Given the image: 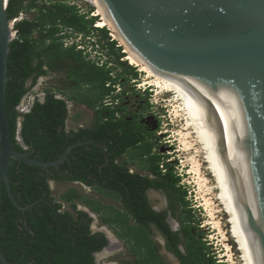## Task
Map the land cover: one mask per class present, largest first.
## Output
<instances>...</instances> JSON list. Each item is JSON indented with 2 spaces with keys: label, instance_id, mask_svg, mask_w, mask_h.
<instances>
[{
  "label": "trees",
  "instance_id": "1",
  "mask_svg": "<svg viewBox=\"0 0 264 264\" xmlns=\"http://www.w3.org/2000/svg\"><path fill=\"white\" fill-rule=\"evenodd\" d=\"M38 2L8 0L7 14L11 21L23 12L38 10L33 18H22L15 24L17 36L9 46L5 107L13 147L30 159L54 162L69 146L83 145L73 148L58 167L42 168L11 161L7 173L10 189L17 205L23 209L13 204L3 185L0 252L9 264H95L94 255L102 251L108 241L103 232L91 230L92 218L77 209L76 204L79 203L97 214L103 225L116 228L120 238L128 243L130 239L134 241L131 252L137 256L130 264H153L151 248L148 247L149 252L144 255L140 254L139 231L137 226L128 224L129 215L134 220L138 217L140 178L129 174L123 164L116 161L127 149L135 146L137 139H142L138 136V127L135 129V122L118 119V108L104 103L116 87L117 78H111L112 69L106 65L98 67L97 63L86 60L75 44L64 47L58 36L61 26L88 36L96 31L92 25L97 19L79 15L76 7L61 0L49 7L38 6ZM100 32L104 46L109 47L111 53L115 55L116 51L122 50L115 47L116 41H110L106 28ZM123 57L116 56L115 62L123 66L125 63L120 62ZM63 69L66 81L71 84V96L58 98L54 91L47 90L43 101L38 97L34 99L29 112L17 110L39 78ZM68 101L83 104L94 112L95 119L90 127L67 128ZM19 118L22 121L18 130ZM135 132L136 138L132 135ZM18 136L22 144L18 142ZM150 147L146 146L144 153H148ZM160 162L161 158L155 159L153 168L157 173ZM51 181L84 184L106 198L120 201L122 205L120 209L105 205L99 200L84 197L74 188L56 200L50 188ZM62 203L67 204L70 210L62 209ZM113 212L116 213L114 217Z\"/></svg>",
  "mask_w": 264,
  "mask_h": 264
},
{
  "label": "water",
  "instance_id": "2",
  "mask_svg": "<svg viewBox=\"0 0 264 264\" xmlns=\"http://www.w3.org/2000/svg\"><path fill=\"white\" fill-rule=\"evenodd\" d=\"M100 1L126 46L169 73L215 165L249 264H264V0ZM7 7L8 0H0V197L5 185L21 210L8 180L11 161L58 167L83 143L69 146L54 162L15 151L5 91L9 46L17 33ZM106 237L104 250L111 241ZM0 264H9L1 252Z\"/></svg>",
  "mask_w": 264,
  "mask_h": 264
},
{
  "label": "rangeland",
  "instance_id": "3",
  "mask_svg": "<svg viewBox=\"0 0 264 264\" xmlns=\"http://www.w3.org/2000/svg\"><path fill=\"white\" fill-rule=\"evenodd\" d=\"M59 1L60 0H39L38 6L45 5L49 7ZM61 1H63L68 6L76 7V10L79 15L86 16V18L89 19L92 18V14L98 6V4L94 2V0ZM37 14L38 10L23 12L19 15L18 19H31L34 17V15ZM113 24L110 23L109 25H107L109 28L107 30L109 31L110 41H116L117 45L115 47H119L121 49L123 39L119 38L118 31L116 30L115 25L113 26ZM92 34V36H94L93 40H95L97 43H95L91 47V49L88 48L87 51H84L86 60H90L91 62L97 63L98 67H104L106 65V68L112 69L111 78H117L114 92L107 99H105L104 103L106 102V104H109L110 102H113V104L111 105L112 107L124 108L126 113H121V115L119 114L122 118H133L136 115H141L142 120L140 121H142V123L145 124V127L149 129L151 133H153V136L157 138H159L160 135L164 136V138L158 139L160 140L159 145L158 140L155 141V144H157L155 147V151H158L161 154L163 153V155H161L164 158L162 163V169L166 168V165L164 163L166 158H169V160L172 161H170L171 164L169 162L166 170L170 172L171 176L176 177L179 180L180 189L178 192H181L183 195H185V206L188 205L191 207L189 209L191 212L189 215L190 218L188 219L191 220V222L193 223L191 225V231L195 236H197V239L202 242L201 244L197 241L196 243L199 246L195 243L193 245V251H199V254H202V251H205V254H208L207 257L210 259L212 264H232L229 258L230 255L232 256L234 264H241L239 260V250L237 248V244L234 238L231 235V228L228 224L227 216L223 211V203L220 199V195H218L219 191L217 189H213L214 193L213 195H211V198L214 202L215 218L217 217L216 220L219 218L217 221L221 225L220 228L223 230L224 236L216 227L213 218L209 214V211L204 207V203L200 196L198 186L196 185V176L195 174L191 173V163H189L190 156L197 157V159L200 161L202 160V158H200L194 150L185 151L183 145H181L182 143L179 140V133L185 128V125L183 118H176L174 116L173 106L175 105V95L173 93L166 92L156 94L155 87L150 88L149 91L144 92V89L149 86H144V80L147 79L146 73L145 75L142 72L140 73V67L138 66L136 67L139 68V71L134 66L129 65L130 63L127 62L128 60L125 61V57L120 59V62L125 63H123V66L118 65L115 62L116 56H125L124 53H126L127 46L124 45V51L122 48L121 51H116V54L114 55L113 53H111L109 47L104 46L105 43L102 40L103 36L100 30H96ZM81 35L83 34H78L74 31H71L70 29L60 27V34L58 36L59 38H61L65 47H70L80 41ZM35 36L38 35L36 34ZM98 41H100V43ZM137 60L141 61V58L138 57V55ZM65 75V70L63 69L59 71H52L47 76L39 78L35 87L31 90V92L26 96V99L22 102V106H29L31 102H33V98L38 97L39 99H41L44 96L45 91L47 90L54 91L59 97L66 98L71 96L72 92L69 91L71 88V84L70 82L66 81ZM133 78H135L134 80L136 81H134ZM150 90H152V92ZM68 112L69 118L66 122L67 128L90 127L91 123L95 119L94 112L86 108L85 106L79 104L78 102L68 101ZM75 117H77L76 120H74ZM157 146L160 148H157ZM166 146L167 148H165ZM168 146H170L171 149H168ZM168 150H171L170 155H166ZM131 164L133 167L137 168L136 162H133ZM140 168L145 169L144 164ZM202 171L205 173L204 170ZM205 175L207 176L209 182L213 184V178L211 177V175L207 172ZM177 179L174 180V183L177 182ZM181 186H183V188ZM71 187L75 186H72V184L69 182L65 184L60 182H54L50 184L52 195L54 198H56V200L59 199V196L62 193L66 192ZM77 190H80L79 193L83 194L86 198L99 200L105 205L113 206L114 208L120 209L119 201H116L111 198L105 199V196H103L99 191L94 190L93 188L82 189V187L77 186ZM65 210L70 209L68 208V206H66ZM89 212L91 213L90 210ZM115 215L116 213L113 212L112 217H114ZM95 217L97 216L95 215ZM101 226H103V228L105 227L104 225L100 224L98 218H96V221H94L92 225V229L100 230ZM109 229H112L111 231L114 232L113 228ZM125 233H127V230L125 231ZM126 236L128 235L126 234ZM130 240L131 241H129V243H127L125 240L123 242V239L119 240L121 241L120 247H122L120 250L115 252V254H113V259H116L119 263L130 262L133 258L135 259L134 253L130 250V248H134V241H132V239ZM227 245L229 246L230 250L226 248ZM114 250L110 253L114 252ZM103 257L104 256L99 257L98 262L101 260L100 264H104L105 259ZM143 259L147 258L143 257Z\"/></svg>",
  "mask_w": 264,
  "mask_h": 264
},
{
  "label": "flooded vegetation",
  "instance_id": "4",
  "mask_svg": "<svg viewBox=\"0 0 264 264\" xmlns=\"http://www.w3.org/2000/svg\"><path fill=\"white\" fill-rule=\"evenodd\" d=\"M109 104L111 106L113 102ZM118 111V119L130 123L135 122V129L138 127V136L142 137L141 140L137 139L134 147L127 149L116 159L119 164H123L129 174L138 175L140 178L138 181V194L140 195L137 202L138 217L137 220H134L129 215L131 219L128 222L131 226H137L139 231L140 254L144 255L147 251L149 252L148 247H150L154 255L153 264H210L206 257H202L203 253L199 254V251H193V245L199 240L191 231L193 223L188 220L189 206H185L186 197H183L181 192H177V184L173 183L175 178L166 170L165 173H157L153 168L155 159H163L161 156L163 153L155 151L157 145L155 141L164 138V136H159V138L153 136V133L140 121L142 120L141 115L122 118L121 113L125 114L126 111L120 107ZM136 132L132 133L134 138L137 137ZM148 145L151 146V149L148 153H144V149ZM157 148L160 147L157 146ZM168 149L171 147L168 146ZM133 162L137 163V168L132 166ZM143 164L145 169L140 168ZM120 204L122 205V203ZM110 249L111 247L108 248V251Z\"/></svg>",
  "mask_w": 264,
  "mask_h": 264
},
{
  "label": "bare ground",
  "instance_id": "5",
  "mask_svg": "<svg viewBox=\"0 0 264 264\" xmlns=\"http://www.w3.org/2000/svg\"><path fill=\"white\" fill-rule=\"evenodd\" d=\"M96 4H98L96 10L93 12V17H98L99 19L94 23L96 28H108L107 25L110 23L113 24V21L109 15V13L106 11L103 3L100 0H94ZM17 22V20H16ZM15 22V23H16ZM14 23V24H15ZM114 26V24H113ZM117 30V29H116ZM111 33V32H110ZM111 35V34H110ZM119 38H122L118 33ZM123 39V38H122ZM123 46L126 45V43L123 40ZM124 51V48H123ZM130 53V54H129ZM124 57L126 58L125 61L129 62L131 66H138L140 67V73L142 72L144 75L146 73V80H144V86L149 85L152 87L148 88H156V94L161 93H173L175 95V105L174 108V116L176 118H183L184 119V129L179 133L181 145H183L184 150H194L197 155H199L202 160H198L197 157L190 156L189 157V163H191V173L195 174L196 176V185L198 186L200 196L203 200L204 207L209 211L210 216L213 218L216 227L219 229L220 233L223 235V230L220 228V223L215 218V207L213 199L211 198V195H213L214 191L213 189H217L219 191L220 199L223 203V211L225 212V215L228 219V224L231 228V235L234 238L237 248L239 250V260L241 264H249L248 256L245 251L244 245L242 243L241 237L239 235L234 216L232 213V209L230 206V202L228 200V197L226 195V192L223 188V185L221 183V180L219 178V175L217 173V170L215 168V165L211 159V156L208 152V149L205 145V142L202 138V135L193 121L192 117L187 111V108L172 80L169 73H164L159 70H157L153 65H150L149 63L145 62L142 58L141 61L137 60V55L133 53L128 47L126 49V53H124ZM139 57V56H138ZM137 67L138 71L139 68ZM151 79V80H150ZM169 95V94H166ZM172 97V96H171ZM194 153V154H195ZM204 166V167H203ZM204 170L205 173L202 171ZM206 172L211 175L213 178V184H211L205 175ZM211 218V219H212ZM227 226V225H226ZM229 228V227H228ZM224 236V235H223ZM226 239V238H225ZM229 249V246L226 247ZM108 250V249H107ZM106 250V251H107ZM230 250V249H229ZM104 251L103 254L106 252ZM231 263L234 264L232 256H229Z\"/></svg>",
  "mask_w": 264,
  "mask_h": 264
},
{
  "label": "clouds",
  "instance_id": "6",
  "mask_svg": "<svg viewBox=\"0 0 264 264\" xmlns=\"http://www.w3.org/2000/svg\"><path fill=\"white\" fill-rule=\"evenodd\" d=\"M19 17V16H18ZM92 18H97L98 19V17H93L92 16ZM16 19H18V18H16ZM14 20V19H13ZM13 20H12V22H13ZM21 20H22V18H21ZM18 21H20V19H18L17 20V22ZM16 22V23H17ZM15 23V24H16ZM95 29V28H94ZM103 29H105V28H96L95 30H103ZM107 29V28H106ZM93 34L91 33L90 35H88V36H84V35H81V37H80V41L76 44L75 43V45H76V49L77 50H80V51H82L83 53H85L84 51H87L88 50V48H90L91 49V47L95 44V43H97L95 40H93V38H94V36H92ZM91 38H92V40H91ZM86 39V40H85ZM78 47H81V48H78ZM136 69H137V67H135ZM134 81H136V80H134ZM149 89L150 88H146V89H144V92L145 91H149ZM151 92H152V90H150ZM63 98V97H62ZM26 99V98H25ZM24 99V100H25ZM35 99V98H34ZM39 100H41V99H39ZM33 102H34V100H33ZM33 102H32V104H33ZM32 104L30 105V107H29V109L31 108V106H32ZM105 105L106 106H110V104H106V102H105ZM21 106H22V104H21ZM20 106V107H21ZM20 107L18 106V108H17V110L20 112ZM28 109V110H29ZM27 112H29V111H27ZM21 113V112H20ZM26 113V112H25ZM161 136V135H160ZM19 137V136H18ZM17 140H18V138H17ZM171 154V152H167L166 153V155H170ZM163 160H164V158L163 159H161V162L159 163V165H158V169H159V173H165L167 170V167H168V164H169V162L171 161V160H169V158H166V160L164 161V163H165V165H166V168H164V169H162L163 168V165H162V163H163ZM172 162V161H171ZM171 162H170V164H171ZM166 170V171H165ZM171 175V174H170ZM175 179H177L176 177H174ZM178 180V179H177ZM52 183H54L53 181H52ZM72 183H78V182H72ZM81 184V183H80ZM82 185H84V184H82ZM179 185H180V183H179V180H178V183H177V189H180L179 188ZM85 186V185H84ZM87 187V186H86ZM182 188H183V186H181ZM87 188H92V187H87ZM94 189V188H93ZM95 190V189H94ZM117 201V200H116ZM60 202V201H59ZM119 203H121L120 201H119ZM79 203H77L76 204V207H77V209L78 210H82V211H84V212H86L88 215H89V217L90 218H92V224H91V230L93 231V232H96V231H101V232H103L104 234H105V236H106V233H108L109 234V236H110V239H111V241H110V244H109V246H108V248H113V247H117V249H115L114 250V252H112V253H108V255H104L103 254V252L104 251H106L108 248H106L105 250L104 249H102V251H100V252H98V253H96L95 255H94V257H95V264H100V262H101V260L98 262V260H99V257L100 256H104L103 258L105 259V261H104V264H130L131 262H133L132 260L130 261V262H123V263H119L116 259H113V254H115V252H117L118 250H120L121 249V247H120V242L121 241H119V240H122L117 234H116V231H118L116 228H114V227H109V226H106V225H104L105 227L103 228V226H101V229L100 230H93L92 229V225H93V223H94V221H96V218H98V221L100 222V220H99V217H98V215L97 214H95V213H93V212H89L86 208L87 207H83L81 204H79ZM62 205H63V208L62 209H66V206H68L67 204H65V203H62ZM120 207H121V204H120ZM191 207L189 206V208H188V210L190 209ZM91 211V210H90ZM90 214H91V216H90ZM93 215V216H92ZM95 215L97 216V217H95ZM100 224H102L101 222H100ZM103 225V224H102ZM109 228H113L114 229V232L113 231H111L112 229H109ZM116 235H117V237H116ZM107 238V237H106ZM119 239V240H118ZM108 241V240H107ZM126 241V240H125ZM123 242H124V240H123ZM127 242V241H126ZM201 242V241H200ZM128 243V242H127ZM202 243V242H201ZM108 245V244H107ZM130 250H131V248H130ZM102 253V254H101ZM202 253L205 255V257H206V259L207 260H209V262H210V264H212L211 263V261H210V259L207 257L208 256V254H205V251H202Z\"/></svg>",
  "mask_w": 264,
  "mask_h": 264
},
{
  "label": "crops",
  "instance_id": "7",
  "mask_svg": "<svg viewBox=\"0 0 264 264\" xmlns=\"http://www.w3.org/2000/svg\"><path fill=\"white\" fill-rule=\"evenodd\" d=\"M72 184V186L74 185L75 187H71V188H74V189H76L77 190V186H80V187H82V189H88L86 186H84V185H82V184H80V183H71ZM53 185H56V184H53ZM78 191V190H77ZM78 192H80V190L78 191ZM81 194V193H80ZM83 195V194H82ZM105 199H106V197H105ZM116 202V201H115ZM79 205V204H78ZM82 205V204H81ZM83 207H84V205H82ZM87 209V208H86ZM88 211H89V209H87ZM117 247H113V248H111L109 251L107 250L105 253H104V255H108V253H110L111 251H113L114 249H116ZM136 256L137 255H135V253H134V257H135V259H136ZM134 258L132 259V261H134L135 260Z\"/></svg>",
  "mask_w": 264,
  "mask_h": 264
},
{
  "label": "built area",
  "instance_id": "8",
  "mask_svg": "<svg viewBox=\"0 0 264 264\" xmlns=\"http://www.w3.org/2000/svg\"><path fill=\"white\" fill-rule=\"evenodd\" d=\"M16 20H17V19H14V20H13V23H15ZM93 27L96 29V26H95V25H93ZM78 48H81V47H78ZM33 100H34V98H33ZM31 104H32V102H31ZM31 104H30V105H31ZM30 105H29V106H21L20 109H19L20 112H21V113H25V112H27L28 109H29V107H30Z\"/></svg>",
  "mask_w": 264,
  "mask_h": 264
}]
</instances>
